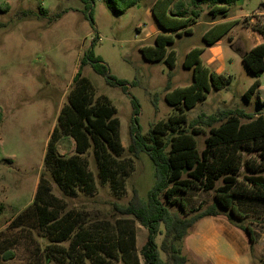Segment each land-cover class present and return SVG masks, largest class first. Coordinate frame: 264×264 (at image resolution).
Wrapping results in <instances>:
<instances>
[{
  "label": "rangeland",
  "instance_id": "rangeland-1",
  "mask_svg": "<svg viewBox=\"0 0 264 264\" xmlns=\"http://www.w3.org/2000/svg\"><path fill=\"white\" fill-rule=\"evenodd\" d=\"M109 1L122 9L129 0H0V204L4 206L0 217L1 264H60V260L73 264L64 259L67 255L63 259L60 255L69 252L71 239L79 229L91 233L99 255L96 260L86 257L85 264H146L143 248L148 229L122 209L135 199L148 200L155 183V165L147 153L135 157L128 152L132 127L138 119L141 132L148 134L158 122L178 113L167 97L175 89L193 83L194 69L184 66L191 50L204 48V65L218 75L232 78L227 88L212 86L205 100L185 108L189 122L201 116L206 122L211 116L218 119L212 125L199 126L202 132L196 138L200 151L206 147L211 129L224 122L229 111L241 110L255 117L264 114V74L261 87L247 101L244 95L256 77L242 60L244 53L264 40L256 31L264 27V9L260 8L264 0H241L231 6L225 19H214L211 6L204 4L199 22L191 25L190 32L174 34L175 43L168 46L176 53L174 67L165 60H146L141 50L155 46L158 23L151 8L156 0H144L123 13L112 11ZM189 3L186 0V8L191 10ZM225 22L232 28L214 45H207L205 34ZM213 36L211 33L208 37ZM90 51L102 57L111 76L127 82L125 91L108 84L90 64L83 67V75L94 84L95 101L105 95L117 108L125 150L120 160L127 165V176L125 186L115 190L102 179L94 149L90 148L81 156L93 174V186H78L71 192L55 178L54 160L47 159L48 145L69 103L73 78ZM133 99L140 104L138 115L134 114ZM58 154L65 158L77 154L74 139L64 132ZM242 155L240 181L251 174L264 176V168L258 173L248 168L263 167L260 152L244 151ZM220 185L222 181L217 183ZM37 195L59 218L71 214L69 222L76 226L71 239L60 240L59 230L48 233L11 227L14 218ZM185 201L189 210H199L200 206L204 210L215 203V192L196 190L185 195ZM171 210L183 214L178 207ZM243 212L247 216L239 223L250 226L254 234L251 242L245 233L251 246L249 264H264V206ZM202 226L203 222H199L185 240L187 264L211 262L196 253L194 237ZM163 238L164 235L157 237L159 245ZM7 239L11 244L4 243ZM4 247L11 252V258L5 257ZM220 247L233 258V252ZM83 251L81 248L78 253L86 256L88 253Z\"/></svg>",
  "mask_w": 264,
  "mask_h": 264
},
{
  "label": "trees",
  "instance_id": "trees-1",
  "mask_svg": "<svg viewBox=\"0 0 264 264\" xmlns=\"http://www.w3.org/2000/svg\"><path fill=\"white\" fill-rule=\"evenodd\" d=\"M142 1L144 0H129L122 9H118L112 1L108 5L112 11L123 13ZM189 1L191 10L186 8V0H156L153 3L152 14L160 32L155 38V46L141 49L146 60H165L169 66L174 67L176 53L168 49V46L175 43L174 34L190 32L191 25L199 22L204 4L211 6L210 14L214 19L219 16L225 19L231 6L241 0ZM260 8L264 9V1ZM213 28L204 36L209 46L226 35L232 25L225 22ZM256 31L264 39V27L256 28ZM211 33L214 36L208 37ZM204 51V48H195L187 54L184 66L194 69L193 83L175 89L167 97L169 104L178 113L166 121L158 122L148 134L141 132L138 119L132 127L133 137L128 152L135 157L147 153L155 165V183L148 193V200L135 199L122 209L123 213L132 215L148 229V239L143 248L146 264H187L185 240L190 231L208 217L227 218L231 224L247 233L253 242V230L250 226L239 223V220H244L247 216L244 209L264 206V176L251 174L242 181L238 178L244 151H258L264 158V114L255 117L241 110L229 111L226 120L211 129L204 150L200 151L198 148L196 135L202 132L199 126L206 123L212 125L218 119L211 116L206 122L205 116H201L189 122L185 108L191 109L205 100L212 86L219 90L225 89L232 81L231 77L218 75L204 65L201 58ZM242 60L248 72L256 77L244 95L247 101H251L262 85L260 78L264 74V41L244 53ZM88 64L97 74L105 77L108 84L127 90V82L111 76L102 57L96 56L94 51L86 54L73 78L74 87L69 103L62 110L59 125L53 130L47 159L54 160L55 178L74 192L78 186H93V174L81 156L93 148L102 179L110 182L115 190H120L125 186L127 176V165L120 160L125 151L120 133L121 121L117 117V108L107 96L103 95L95 101L94 84L83 75V67ZM133 106L134 114L138 115L140 104L136 99H133ZM243 118L249 121L243 122ZM62 132L72 137L76 143L77 154L69 158L58 154ZM248 168L251 172L258 173L264 165ZM219 181H222V185L217 186ZM196 190L214 191L215 203L204 210L202 206L199 210H189L185 195ZM173 207H178L183 214L172 211ZM3 212L4 206L0 204V217ZM70 219L71 214L62 218L56 216L37 195L33 203L14 218L11 227L48 233L59 230L60 240L63 241L71 239L76 229L69 222ZM159 235H164L160 245L157 243ZM6 242L11 244L12 241L7 239L4 243ZM81 248L88 253L86 256L78 253ZM4 252L7 259L11 258V252L6 249ZM64 255H67L64 259L73 264H85L86 257L94 260L99 258L91 233L82 229L73 235L69 252H62L60 259ZM60 264H63L62 260Z\"/></svg>",
  "mask_w": 264,
  "mask_h": 264
},
{
  "label": "crops",
  "instance_id": "crops-1",
  "mask_svg": "<svg viewBox=\"0 0 264 264\" xmlns=\"http://www.w3.org/2000/svg\"><path fill=\"white\" fill-rule=\"evenodd\" d=\"M156 27L159 33L160 28L158 25ZM200 222H203V226L194 237L196 253L209 258L210 264H241L242 262L249 264L248 257L251 254V246L243 230L221 216L208 217ZM261 240L264 242V234ZM220 245L233 252V258L220 251Z\"/></svg>",
  "mask_w": 264,
  "mask_h": 264
}]
</instances>
